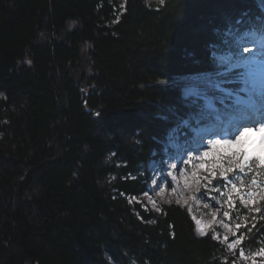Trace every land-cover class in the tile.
<instances>
[{"label":"trees","instance_id":"obj_1","mask_svg":"<svg viewBox=\"0 0 264 264\" xmlns=\"http://www.w3.org/2000/svg\"><path fill=\"white\" fill-rule=\"evenodd\" d=\"M120 1L0 0V264L223 260L174 203L128 196L192 111L183 78L214 73L227 21L264 26V0Z\"/></svg>","mask_w":264,"mask_h":264},{"label":"snow or ice","instance_id":"obj_2","mask_svg":"<svg viewBox=\"0 0 264 264\" xmlns=\"http://www.w3.org/2000/svg\"><path fill=\"white\" fill-rule=\"evenodd\" d=\"M159 2L165 4V0ZM243 15L236 17L234 24L227 21L233 26L216 33L217 39L211 42L209 55L216 64L214 73L186 82L184 96L192 111L169 131V142L179 147L176 140L179 135H186L181 129L198 127L212 119L209 108L217 112L221 108L229 113L238 111L247 123L241 125L232 139L212 142L215 155L210 166L206 167L205 159L209 151L195 155L198 148L187 149L180 156L162 160L155 171L144 174L142 196L145 199L132 197L150 215H166L165 205L178 206L188 216L195 236L211 238L223 250L221 264L248 260L251 264H264V247L247 255L244 247L246 233L253 234L256 228L257 216L264 219V180L261 179L264 176V39L256 51L246 46L255 44L247 39L251 33L236 41L230 39L235 35L234 28L243 22ZM260 31L264 33V26ZM257 115L258 120L254 119ZM253 131L256 137L246 142L245 135ZM221 143L226 145V150L217 148ZM170 196L176 199L173 201ZM193 205L201 212L192 214ZM242 214H246L243 222ZM169 235L175 238L174 231ZM228 253L233 257L230 261Z\"/></svg>","mask_w":264,"mask_h":264},{"label":"rangeland","instance_id":"obj_3","mask_svg":"<svg viewBox=\"0 0 264 264\" xmlns=\"http://www.w3.org/2000/svg\"><path fill=\"white\" fill-rule=\"evenodd\" d=\"M147 1L150 4H152V3L155 5L160 4L159 0H147ZM124 5H125L124 1L121 0L120 5H119L121 8L120 13L123 11ZM245 33H251V35L247 36V39L249 41H255V44L247 43L246 46L253 48L254 51L259 49V47H260L259 42L262 39H264V33H262V32H256L253 30H246V31H243L242 33L235 34L230 39H232L233 41H236L238 38L244 37ZM221 54H223V53H221ZM203 75H205V74L187 76V77L183 78V81L186 84V82H188L190 80H195L198 77L203 76ZM229 87H232V86H229ZM240 95H244V94L241 93ZM2 96L3 95L0 94V97H2ZM232 101L233 102L235 101V97L232 98ZM255 103H256V107H260L259 99H257V101ZM208 111L213 113L212 119L206 120L203 124L199 125L198 127L193 126V128L181 129V132L186 133V135H179L178 134L179 139L176 140V144L179 145V147L172 146V144L169 142V139H168V143L164 146V150H163L161 156L154 158L148 165L144 166L141 169V176L143 179H144V174L155 171L159 167L160 162L162 160H168L170 157L180 156L183 154V152L185 150L191 149V148H198L199 149V152L195 153V155H202V153L204 151H209L210 155L205 159H206V167L210 166L211 163L213 162V156L215 155L211 150L212 142H214L216 139H220L221 141L232 139L233 134L237 133V131H238V129H240L241 125L247 123V121L242 118L241 113L238 111H233V112L229 113L222 108L219 110V112L215 111L212 108H209ZM257 116H258V119H260V116L259 115H257ZM256 117H254V119H256ZM235 118H236V120L237 119L238 120L233 121V119H235ZM224 131L227 133L228 136L224 134ZM221 135H223V136H221ZM204 145H207V147H204ZM217 148H219L221 151H224V150H226V145L221 143L220 145H217ZM112 156L113 155H111L110 160L115 161V159H113ZM261 179L264 180V176H262ZM144 181H145V179H144ZM133 196H128V199L130 202H135V201H132ZM137 197L141 200L145 199L142 196V193ZM155 198L159 199V197H155ZM169 198L173 199V201L176 199L175 196H170ZM200 212H201V210L196 205H193L192 214H197ZM245 216H246V214L241 215V222H243V220L245 219ZM260 220H262V219L258 215L255 223L257 224ZM248 236H249V234L246 233V240H245V245H244L246 255L249 254L250 251H256L259 248L264 247V238H261V239L256 240V241H250V240L248 241ZM228 254H229V257L232 259L233 258L232 254L231 253H228ZM237 256H238V252H237ZM112 264H117V263L112 261ZM238 264H251V260L238 261Z\"/></svg>","mask_w":264,"mask_h":264},{"label":"bare ground","instance_id":"obj_4","mask_svg":"<svg viewBox=\"0 0 264 264\" xmlns=\"http://www.w3.org/2000/svg\"><path fill=\"white\" fill-rule=\"evenodd\" d=\"M259 108V107H257ZM256 119L258 120V116L256 117ZM238 120V119H237ZM236 118L233 119V121H237ZM250 126V125H249ZM224 129V128H223ZM205 131V130H204ZM224 134L227 135V133L224 131ZM257 133L255 131H253L252 133H248L245 135L244 139L246 142H250L252 139H254L256 137ZM223 136V135H221ZM228 136V135H227Z\"/></svg>","mask_w":264,"mask_h":264}]
</instances>
